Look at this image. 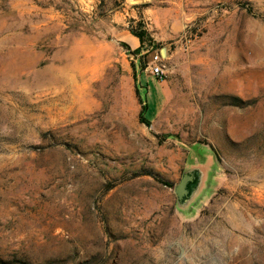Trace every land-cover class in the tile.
Here are the masks:
<instances>
[{
  "label": "rangeland",
  "instance_id": "obj_1",
  "mask_svg": "<svg viewBox=\"0 0 264 264\" xmlns=\"http://www.w3.org/2000/svg\"><path fill=\"white\" fill-rule=\"evenodd\" d=\"M0 264H264V0H0Z\"/></svg>",
  "mask_w": 264,
  "mask_h": 264
},
{
  "label": "water",
  "instance_id": "obj_2",
  "mask_svg": "<svg viewBox=\"0 0 264 264\" xmlns=\"http://www.w3.org/2000/svg\"><path fill=\"white\" fill-rule=\"evenodd\" d=\"M195 181V176L192 175H184L178 185L174 189V193L177 197L178 202L185 201L191 192V187Z\"/></svg>",
  "mask_w": 264,
  "mask_h": 264
},
{
  "label": "built area",
  "instance_id": "obj_3",
  "mask_svg": "<svg viewBox=\"0 0 264 264\" xmlns=\"http://www.w3.org/2000/svg\"><path fill=\"white\" fill-rule=\"evenodd\" d=\"M162 59L159 54H155L152 57L151 64L153 65V68H151V72L154 76H161L163 74V65H162Z\"/></svg>",
  "mask_w": 264,
  "mask_h": 264
},
{
  "label": "trees",
  "instance_id": "obj_4",
  "mask_svg": "<svg viewBox=\"0 0 264 264\" xmlns=\"http://www.w3.org/2000/svg\"><path fill=\"white\" fill-rule=\"evenodd\" d=\"M135 34V37L139 40V42L141 43V44H143L144 43V36H145V33L144 32H140V33H134ZM150 52H148L147 54H149ZM147 108V107H146ZM140 118H142V119H144L143 118V115H142V117H140Z\"/></svg>",
  "mask_w": 264,
  "mask_h": 264
},
{
  "label": "bare ground",
  "instance_id": "obj_5",
  "mask_svg": "<svg viewBox=\"0 0 264 264\" xmlns=\"http://www.w3.org/2000/svg\"><path fill=\"white\" fill-rule=\"evenodd\" d=\"M60 79V78H59Z\"/></svg>",
  "mask_w": 264,
  "mask_h": 264
}]
</instances>
